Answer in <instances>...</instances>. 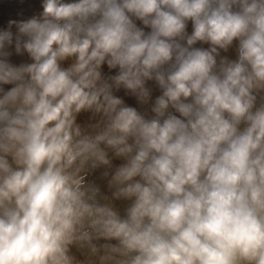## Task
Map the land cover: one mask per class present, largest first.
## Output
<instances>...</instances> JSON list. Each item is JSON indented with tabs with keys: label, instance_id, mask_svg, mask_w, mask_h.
Wrapping results in <instances>:
<instances>
[{
	"label": "clouds",
	"instance_id": "9594fccd",
	"mask_svg": "<svg viewBox=\"0 0 264 264\" xmlns=\"http://www.w3.org/2000/svg\"><path fill=\"white\" fill-rule=\"evenodd\" d=\"M0 264H264V0H0Z\"/></svg>",
	"mask_w": 264,
	"mask_h": 264
},
{
	"label": "rangeland",
	"instance_id": "374dc122",
	"mask_svg": "<svg viewBox=\"0 0 264 264\" xmlns=\"http://www.w3.org/2000/svg\"><path fill=\"white\" fill-rule=\"evenodd\" d=\"M8 9L6 8L5 11H7Z\"/></svg>",
	"mask_w": 264,
	"mask_h": 264
}]
</instances>
